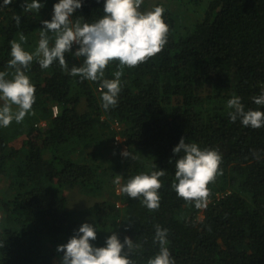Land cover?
<instances>
[{"label": "trees", "instance_id": "1", "mask_svg": "<svg viewBox=\"0 0 264 264\" xmlns=\"http://www.w3.org/2000/svg\"><path fill=\"white\" fill-rule=\"evenodd\" d=\"M24 2L0 6V71L9 79L10 42L24 35L22 46L34 53L42 22L59 0H41L40 11L31 12ZM104 3L82 0L72 19L95 22ZM156 5L165 9L167 44L145 63L124 68L115 107L104 109L102 81H81L58 61L42 69L34 58L25 69L36 89L32 112L0 126V264H61L58 245L85 222L96 228L94 247L106 246L113 232L122 243L130 237L140 244L129 253L135 264L158 253L156 225L168 229L175 264H264V126L232 122L227 107L239 96L245 111H264L253 100L264 94V0H143L140 10ZM66 59L71 67L84 58L66 53ZM118 63L105 78H115ZM182 137L222 155V175L208 185L205 208L172 188L183 155L173 149ZM120 143L135 159L122 156ZM161 168L158 210L122 191L129 178ZM75 188L85 193V207L72 205L66 191Z\"/></svg>", "mask_w": 264, "mask_h": 264}, {"label": "clouds", "instance_id": "2", "mask_svg": "<svg viewBox=\"0 0 264 264\" xmlns=\"http://www.w3.org/2000/svg\"><path fill=\"white\" fill-rule=\"evenodd\" d=\"M12 3L13 0H3V5L0 6ZM142 3L143 0H105L103 16L95 22L87 23L79 18L75 21L72 19L76 10L83 6L82 0H59L53 6L52 18L42 22L40 40L34 53L26 51L22 46V43L27 42L24 35L20 36L19 42L12 40L8 67L14 69V72L9 79V73L0 71V101H3L0 106V126L8 127L13 120L20 123L32 112L36 102V89L25 69L34 58L42 69H48L58 61L61 69L72 76H79L81 81H102L99 88H102L103 107H115L121 92L124 68H134L145 63L160 53L167 44L169 26L163 16L165 9L156 5L151 10L141 11ZM21 6L24 12H31L40 11L44 5L41 0H25ZM15 20L19 25L21 17L16 15ZM49 32L53 34L52 37H49ZM74 44L79 46L75 52ZM66 53H71L78 59L83 57L82 64L69 67ZM116 61L119 63L113 73L115 78H105L107 67ZM253 100L257 105H264V94ZM13 106L16 107L15 111ZM227 107L232 110L229 113L232 122L240 118L246 127L264 126V111H245L239 96L229 99ZM58 112V106H53L54 116ZM173 152L183 155L176 161L172 188L180 198L189 203L194 202L197 209L207 207L210 195L208 185L218 175H222V155L216 149H201L196 143H186L184 137ZM121 154L135 159L129 150H124ZM253 155H256L255 151ZM165 174V169L162 168L151 170L150 173L142 172L129 178L122 191L132 199L142 197V203L150 211L158 210L161 199L159 189L163 186L160 178ZM120 182V176H117L114 183L119 185ZM167 237L168 229L156 225L154 243L159 244V251L148 259L147 264H175ZM96 238V228L90 223H83L66 244L58 245L57 251L63 253L61 264H135L129 253L141 245L134 243L130 237H125L122 243L118 234L113 232L107 238L106 246L94 247L90 241ZM125 247L127 251L124 250Z\"/></svg>", "mask_w": 264, "mask_h": 264}, {"label": "rangeland", "instance_id": "3", "mask_svg": "<svg viewBox=\"0 0 264 264\" xmlns=\"http://www.w3.org/2000/svg\"><path fill=\"white\" fill-rule=\"evenodd\" d=\"M150 2L153 5L155 3V0H150ZM148 8H151V6L148 5ZM113 125L116 127L117 124L114 123ZM115 129L120 131V129L118 127H116ZM117 136H121V134L119 133ZM121 138H122V136H121ZM122 140H124V139H122ZM120 141H121V139L118 142H120ZM119 148H120V151L122 153L126 148V144H123V145L121 144V146ZM120 190H121L120 184L119 185L116 184V191L120 192ZM66 192L71 197L73 206H75V205H77V207H85L86 206L87 203L85 201V193H83L82 191H80L77 188L72 189V190H67Z\"/></svg>", "mask_w": 264, "mask_h": 264}, {"label": "built area", "instance_id": "4", "mask_svg": "<svg viewBox=\"0 0 264 264\" xmlns=\"http://www.w3.org/2000/svg\"><path fill=\"white\" fill-rule=\"evenodd\" d=\"M56 111H57V109H56ZM116 124H117L116 126L119 128L120 124L118 121H116ZM120 139H121V137L117 136V140L119 141Z\"/></svg>", "mask_w": 264, "mask_h": 264}]
</instances>
